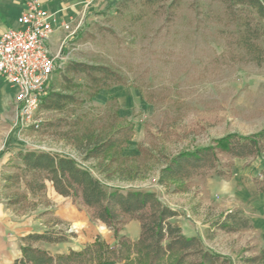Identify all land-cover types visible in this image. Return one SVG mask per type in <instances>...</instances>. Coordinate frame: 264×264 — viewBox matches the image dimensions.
Segmentation results:
<instances>
[{"label":"rangeland","instance_id":"1","mask_svg":"<svg viewBox=\"0 0 264 264\" xmlns=\"http://www.w3.org/2000/svg\"><path fill=\"white\" fill-rule=\"evenodd\" d=\"M119 1H99L74 22V37L83 34L88 39L75 43L72 36L61 55L64 62L111 67L121 80L91 96L83 76L68 75L71 83L54 76L51 89L63 92L62 84L69 86L68 93L75 96V101L63 111L40 106L43 125L39 130L22 133L24 149L71 156L109 188L157 193L164 204L180 213L172 221L187 237H200L205 250L219 255L227 264H248V259L264 250L260 233L254 226L227 233L219 224L228 213L239 210L251 218L253 225L254 210L242 203L229 204L231 200H222L217 191L223 181L232 183L235 172L244 176L245 167L254 163V182L259 188L264 183V156H221L225 177L205 173L166 185H160L158 178L168 160L180 152L208 146L230 133L249 135L264 128V65L242 60L241 51L231 44L230 30L218 3L182 0L170 12L171 0L150 8L139 0L130 1L125 8L116 7ZM67 34L62 33L63 37ZM120 131L118 137L125 133L128 136L122 152L85 160L86 140L82 146L78 144L86 135L94 143ZM20 165L15 156L3 167L0 199L17 219L32 220L42 232L53 226L69 236L58 249L54 244H43L50 254H67L71 247L81 251L98 236L107 243L115 240L113 231L92 220V212L81 200L74 203L72 198L56 197L54 201L49 195L54 189L50 182L38 195L31 194L22 179L5 187L4 177L18 174ZM242 188L237 183L238 191ZM9 199L16 203L10 205ZM70 209L79 212L83 222L58 214L69 213ZM140 233L137 220L127 219L121 230L132 241ZM200 261L191 255L182 264ZM165 264L176 263L168 258Z\"/></svg>","mask_w":264,"mask_h":264},{"label":"trees","instance_id":"2","mask_svg":"<svg viewBox=\"0 0 264 264\" xmlns=\"http://www.w3.org/2000/svg\"><path fill=\"white\" fill-rule=\"evenodd\" d=\"M130 1L121 0L116 7L125 8ZM139 1L150 8L164 5L170 0ZM181 1L171 0L170 12ZM209 1L222 7L223 18L230 30L228 35L231 44L241 51L242 60L247 64L264 65V0ZM87 39V36L79 34L73 42L80 43ZM68 75L83 76L92 90L91 96L112 88L114 83L121 80V76L108 66L59 60L42 97L41 107L63 111L75 101V96L68 93L71 87L62 84L63 92L57 91V88L51 89L54 76L56 80L62 77L65 82L71 83L72 79ZM121 132L94 143L89 134L86 135L78 144L80 147L86 140V145H83L85 160L104 157L113 151L122 152L128 143V136L125 133L118 137ZM221 156L229 159L263 157L264 128L249 135L230 133L208 146L180 152L169 159L161 170L159 184L166 185L172 181L182 183L205 173L225 177L227 172L221 168ZM17 158L21 161L19 173L4 177L5 187L22 179L31 194L38 195L46 191L47 182H50L59 195L72 198L74 203L81 200L92 212L93 221L103 223L114 232L115 243L109 245L98 236L94 243L81 251L70 250L67 254L52 255L42 245L67 242L69 237L52 226V229L22 237L21 256L12 264H165L168 258H173L176 264H182L191 255L198 256L200 264H227L226 260L221 261L219 255L205 250L200 237H187L182 228L173 223L172 220L180 213L164 204L157 193L106 187L90 169L68 155L43 150H21ZM258 190L264 194V185H260ZM15 203L16 200L9 199L10 205ZM127 219L137 220L141 224V233L136 241L121 234ZM252 227L251 218L239 210L228 213L219 224V228L227 233H237ZM247 263L264 264V250L260 255L248 259Z\"/></svg>","mask_w":264,"mask_h":264},{"label":"crops","instance_id":"3","mask_svg":"<svg viewBox=\"0 0 264 264\" xmlns=\"http://www.w3.org/2000/svg\"><path fill=\"white\" fill-rule=\"evenodd\" d=\"M99 1L103 0H43L44 6L51 12L56 13L58 20L57 30L48 40V47L53 55L62 54L66 40L72 36L74 39L76 31L71 30L73 23L82 19L85 13L92 6L97 5ZM26 3L27 0H0V35L10 29L19 27L18 19L23 14ZM66 27L69 28L67 29ZM64 31L68 34L63 37L62 33ZM15 100V89L10 87L7 81L0 77V191L3 183V167L11 158L17 157L19 151L25 150L20 136L25 131L31 130H20L15 127ZM255 166L254 163L245 167L244 176L235 172V178L232 183L223 181V186L218 189L217 194L224 201L231 200L229 204L237 202L251 207L254 210L252 217L253 226L264 241V194L258 190L254 182L257 179ZM237 183L242 185L241 191H238ZM52 190L51 192L49 191V195L54 201L56 197L63 199V196L55 192L54 189ZM67 206L68 209L69 205ZM229 207L232 208L230 205ZM72 210L70 209L69 213L66 214L63 213L64 211H58V214L63 218H73L77 219V221L81 219V222H83L82 215ZM42 230L36 227L32 220L17 219L9 212L0 199V264H12L21 256V238L33 232H42ZM136 239L134 238V240ZM108 243L114 244L115 240ZM54 245L58 249L62 243ZM71 250L75 249L71 247ZM58 253L62 254L65 252Z\"/></svg>","mask_w":264,"mask_h":264},{"label":"built area","instance_id":"4","mask_svg":"<svg viewBox=\"0 0 264 264\" xmlns=\"http://www.w3.org/2000/svg\"><path fill=\"white\" fill-rule=\"evenodd\" d=\"M18 25L0 35V77L16 91L15 127L39 130L42 97L57 62L63 61L61 54L53 55L48 47L58 20L43 0H27Z\"/></svg>","mask_w":264,"mask_h":264}]
</instances>
